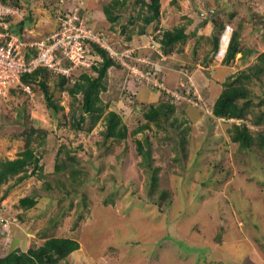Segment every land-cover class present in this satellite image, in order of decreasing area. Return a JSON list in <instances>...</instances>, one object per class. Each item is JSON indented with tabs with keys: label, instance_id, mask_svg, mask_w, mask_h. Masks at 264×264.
<instances>
[{
	"label": "rangeland",
	"instance_id": "1",
	"mask_svg": "<svg viewBox=\"0 0 264 264\" xmlns=\"http://www.w3.org/2000/svg\"><path fill=\"white\" fill-rule=\"evenodd\" d=\"M77 1L64 0L59 6L72 10L78 7ZM110 1L82 0L89 26L103 33L106 43L116 51L133 48L137 57L146 59L151 53L143 46L148 44L147 33L152 26L144 27V33L140 34L144 25L141 18L127 24L129 16L136 18L139 12L138 7L127 6L119 12L118 23L110 27L102 12ZM160 2L162 29L189 27L190 39L175 46L169 56L163 54L162 61L156 56L162 88L172 94L177 87L179 91L178 81H186V76L180 72L175 73L176 77L167 73V63L174 54L185 56L184 61L192 68L197 64L208 68L205 72L211 76V83L196 90L210 109L225 80L253 66L258 53L264 51V0ZM57 3L58 0H23L19 3L22 20L27 14L29 20L12 23L11 31L30 41L47 37L55 28ZM231 13L236 16L233 22H228L227 15ZM145 14L144 10L142 15ZM212 20L226 24L213 60L223 55L220 48L224 35L229 34V41L235 30L240 32L241 53L245 50L253 53L245 59L239 53L229 65L218 68L214 61L209 68V58L207 61L203 58L212 57L211 35L215 30ZM206 23L211 33L209 37L203 35L197 45L192 28L202 30ZM122 26L126 27L124 32ZM184 47L188 49L186 55ZM197 48L200 55L205 54L201 59L197 57ZM261 79L247 83L246 87L253 96L264 98V77ZM190 83L195 86L192 80ZM48 86L54 101L64 108L54 117L36 85L30 86L33 97L19 89L0 97V160L17 158L31 129L47 132L44 144H40L37 133L31 135L32 148L43 168L40 177H30L18 185H14L16 178H13L0 189V215L10 221L9 227L0 229L3 234L0 256L14 246L25 251L49 237H57L79 243V249L59 264H264V152L240 151L230 141L229 122L214 121L210 115L201 114L198 107L178 104L173 117L179 120L175 128L167 127V131L171 128L175 134L178 128L186 138L184 160H179L174 140L167 139L162 128L149 124L147 129L131 134L146 124L143 110L151 104L158 105L163 97L158 90L134 81L126 69L110 68L106 91L100 93L106 111L118 113L127 127L128 136L120 142L103 138V121L90 131L71 130L72 99L67 86H61L54 77ZM131 94L135 96L130 97ZM74 108L78 110V103ZM145 138L152 144L153 165L160 168L157 192L152 197L147 190L149 176L141 167L135 147L136 140ZM62 146L72 158L71 167L78 172V183L74 185L65 181L66 174L54 172L56 155ZM161 191L167 192L163 200L159 196ZM24 197L34 198L36 205L23 210L19 200Z\"/></svg>",
	"mask_w": 264,
	"mask_h": 264
},
{
	"label": "trees",
	"instance_id": "2",
	"mask_svg": "<svg viewBox=\"0 0 264 264\" xmlns=\"http://www.w3.org/2000/svg\"><path fill=\"white\" fill-rule=\"evenodd\" d=\"M0 1L20 9L19 3L23 0ZM80 2H82V0H78L76 3L79 7L77 13L86 19L87 26H89L87 19L88 16H86L84 11L85 6L83 3L79 6ZM127 6H130L133 9L137 7L139 8L137 17L133 18L132 16H129L127 24L132 25L137 19L141 18L144 25L141 27L140 34L144 33V27L147 26H152L147 35L154 34L158 29L162 30L163 34L159 35L157 41L159 42L160 49L165 56L172 54L175 46H181L187 42L189 37L188 34L185 33L186 28L183 25L173 28L172 30H163L159 25L161 15L160 0H111L105 4L102 9L105 19L110 23L111 27L118 23L120 20L119 12ZM218 7L219 10H223L220 6ZM144 10L146 11V14L142 15ZM227 16L228 22H233L236 14L231 13ZM27 19L29 20V14L17 23L22 24L23 21L25 22ZM210 22H212L213 28L215 29L211 35L212 57L207 56L204 58V61H207L208 58L209 61L210 58L213 60V56L218 53L220 35L226 26L224 22L219 20H212ZM125 28V26H122V32L125 31ZM239 39L240 32L238 30L233 31L222 60L223 64L229 65L233 62L236 55L241 53V42ZM91 46L94 53L99 56L100 61H94L92 68L88 71L83 70L77 71L75 74L73 73L74 79L72 82L64 77L53 76L45 68H39L30 74H24L21 77V82L29 87H32L33 85L38 86L43 93L46 108L51 111L52 116L54 117L58 112L63 111L64 108L54 101L53 94L50 93L48 85L51 77L58 79L61 86H67V94L72 99L69 115L70 129L75 132H80L87 128V131H90L98 122L103 121V138L105 140L111 139L120 142L125 140L128 136L127 127L122 123V118L118 113L114 111H106L105 106L101 104L100 93L106 91V77L108 70L114 67L121 68L122 66L111 58L106 50L100 48L96 44H92ZM252 53V50L243 51V53H241V59H245L247 55ZM133 55L137 56V53L133 52ZM148 67V65H145L143 69L148 70ZM184 74L186 76V73ZM262 77H264V51L258 53L256 63L253 66L248 67L246 70H242L225 80L222 92L215 99L210 108L212 112L211 119L214 121L219 122L217 120L218 118L240 121L239 124L229 122L231 127L228 130L230 141L236 143L240 151L254 153H257L258 151L264 152V98L253 96L250 90L246 87L247 83L261 81ZM131 78L137 83H143L137 81V79L132 76ZM182 82L186 83V81ZM152 90H158L162 93L163 98L158 105L151 104L143 110L142 117L146 124L137 128L131 134L135 135L139 131L147 129L149 124L162 128L167 133V139L174 140L175 149L178 153L177 159L184 160L183 154H185L184 146L186 145V138L178 128L177 131H174L175 134L171 132V128H175L174 126L179 120L177 117H173L179 106L178 104H191L184 101L181 103L172 101L160 88H153ZM133 96H135V94L130 95V97ZM78 97H80L79 100ZM255 100H257V102H255ZM75 103H78V110H75L74 108ZM200 113L205 114L201 109ZM182 122L183 121L180 123ZM167 127H171L169 131H167ZM32 133H37V137L41 138L40 144H42V142L44 144V138L47 132L45 130L31 129L30 135L26 138L24 149L19 152L17 158L13 160H0V189L13 178H16L14 185H18L30 177L37 175L40 177L43 168L40 163V157L32 148ZM135 147L137 154L141 157V167L149 176L147 190L149 191L148 195L152 197L157 192L156 189L158 188L160 172V168L153 165L152 144L148 138H145L144 140H136ZM63 153H65V155L67 154L66 158H62L61 155ZM61 158L62 160H60ZM56 159L57 162L54 166V172L61 176L66 174L65 181L69 184L71 183L74 185L78 183V172L71 167L69 162L72 161V158H70L68 151H65L64 146L58 150ZM57 185L64 191L61 184L57 183ZM66 193L68 192L66 191ZM159 196L162 197L161 200H163L166 198L167 192L161 191ZM66 197H68V194ZM1 198L2 196H0V201ZM35 205L36 200L32 197H24L19 200V207L23 210H29ZM78 217L80 219L82 215H79ZM2 235L3 234H0L1 237ZM78 249L79 243L74 239L49 237L38 246H31L25 251L22 249H14L6 255L0 256V264H59L65 262L68 256Z\"/></svg>",
	"mask_w": 264,
	"mask_h": 264
},
{
	"label": "built area",
	"instance_id": "3",
	"mask_svg": "<svg viewBox=\"0 0 264 264\" xmlns=\"http://www.w3.org/2000/svg\"><path fill=\"white\" fill-rule=\"evenodd\" d=\"M63 3H65L64 0H58L55 6V30L41 40L29 41L15 35L10 27L12 23L22 20V11L0 1V97L15 89L22 90L28 96L33 97L31 88L22 84L21 77L39 68H45L53 76L64 77L72 82L77 71H88L92 68L94 61H100L91 46L96 44L106 50L108 55L137 81L143 82L152 89L160 88L172 101L188 102L200 108L205 115L212 116L206 101L198 94L195 86L190 83L191 78L188 80L187 74L186 83H180L179 91L177 89L175 94L162 88L158 79L159 69L156 68V56L160 61L164 59L157 41L159 35L163 34L161 29H158L154 34H148V44L146 43V46L143 47H147L151 55H148L146 59L140 58L133 55V48L121 51L113 49L106 43L103 33L91 29L90 26H87L86 19L78 15L79 7L72 10L63 9L59 6ZM81 5L82 2L79 3V6ZM130 61L135 63H130ZM137 64L138 66H136ZM139 64L148 65L149 69L144 70L139 67ZM217 120L237 124L240 122L223 118ZM1 211L2 208H0V214H2ZM9 225L10 221L0 215L1 229L9 227Z\"/></svg>",
	"mask_w": 264,
	"mask_h": 264
},
{
	"label": "crops",
	"instance_id": "4",
	"mask_svg": "<svg viewBox=\"0 0 264 264\" xmlns=\"http://www.w3.org/2000/svg\"><path fill=\"white\" fill-rule=\"evenodd\" d=\"M84 3V2H83ZM194 12H195V10H193ZM24 22V21H23ZM203 22V24L205 23L204 22V20L202 21ZM207 22V21H206ZM187 23H190V21H187ZM191 24H193L194 25V23H191ZM207 24V23H206ZM199 25V24H198ZM209 24H207V25H205L204 27H202L203 29L201 30L199 27H197V30H196V28H192V36H193V40H194V43L195 44H199V41H201L203 38H201L203 35L205 36V37H209V35H210V33H211V29L209 28V26H208ZM188 26V25H187ZM208 26V27H207ZM53 27V26H52ZM111 27V26H110ZM205 28V29H204ZM54 29V27L52 28V30ZM53 32V31H52ZM185 33L186 34H188L189 35V27H187V29L185 30ZM195 33V34H194ZM195 35V36H194ZM224 37L226 38V40L228 39V36H226V35H224ZM223 37V38H224ZM27 40H29V38H27ZM40 40V39H39ZM188 40H190V39H188ZM30 41V40H29ZM221 42V41H220ZM188 44H189V42H188ZM186 47V46H185ZM184 47V54L186 55L187 53H186V51L188 50V49H186ZM196 47H198V46H196ZM136 49L138 48V46H136L135 47ZM226 48H227V44H226ZM226 48H225V50H226ZM198 49V48H197ZM201 49H202V47H201ZM220 49H222V48H220ZM225 50H224V52H222L223 53V55L222 54H220V56H219V58L218 59H215V60H211V58H210V61L212 62V64L210 63V61L208 60V62H209V65H208V67L209 68H211V67H213V62L215 61V68H218V67H222L223 65L225 66V64H222V58H223V56H224V53H225ZM197 52H198V54L199 55H197V57H198V59H201L205 54H202V55H200L201 53H199V49L197 50ZM185 56H176V54H174L173 56H170L169 57V59L170 60H168V63H167V69H168V72L167 73H169V74H173L174 75V77H176L177 75L175 74V73H186L190 78H191V80H192V82L195 84V88L196 89H198V90H202V87L204 86V85H208V84H210L211 83V76L207 73V72H205V69H208V68H203V67H201L199 64H197L196 66V68H192L190 65H187V62H185L184 60H185V58H184ZM204 59V58H203ZM172 61H174L173 63H172ZM193 61V60H192ZM193 62H195V61H193ZM196 63V62H195ZM179 64H181V68H178V65ZM144 66H145V64H142V68H144ZM165 68V67H164ZM166 69V70H167ZM204 71V72H203ZM206 75V77H204ZM209 75V76H208ZM182 82V79H179V81H178V85H179V83H181ZM197 90V91H198ZM16 224V223H15ZM3 236V235H2ZM0 239H2L1 238V236H0ZM26 239H27V237H26ZM29 241V240H28ZM13 243V241H11V244ZM16 244V243H15ZM14 244V245H15ZM13 245V244H12ZM24 248V247H23ZM14 249H16V247L14 246V248L12 249V250H14Z\"/></svg>",
	"mask_w": 264,
	"mask_h": 264
},
{
	"label": "bare ground",
	"instance_id": "5",
	"mask_svg": "<svg viewBox=\"0 0 264 264\" xmlns=\"http://www.w3.org/2000/svg\"><path fill=\"white\" fill-rule=\"evenodd\" d=\"M225 35L229 37L228 33H226ZM227 42H228V39L226 40V38L224 37L223 40H222V43H221L222 50H225Z\"/></svg>",
	"mask_w": 264,
	"mask_h": 264
},
{
	"label": "clouds",
	"instance_id": "6",
	"mask_svg": "<svg viewBox=\"0 0 264 264\" xmlns=\"http://www.w3.org/2000/svg\"><path fill=\"white\" fill-rule=\"evenodd\" d=\"M231 37V36H230ZM229 40H230V38H229ZM221 41V40H220ZM228 43H229V41H228ZM228 43H227V46H228ZM227 49V48H226ZM225 52H226V50H225ZM16 219V218H15ZM14 223H16V220L14 221Z\"/></svg>",
	"mask_w": 264,
	"mask_h": 264
}]
</instances>
